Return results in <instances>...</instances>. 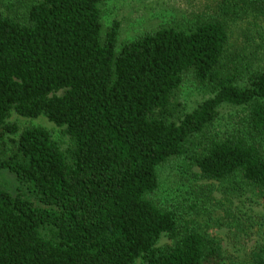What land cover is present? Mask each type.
<instances>
[{
  "label": "trees",
  "instance_id": "1",
  "mask_svg": "<svg viewBox=\"0 0 264 264\" xmlns=\"http://www.w3.org/2000/svg\"><path fill=\"white\" fill-rule=\"evenodd\" d=\"M103 2L0 0V264H264V233L225 256L195 216L200 190L157 196L160 168L185 161L226 201L243 184L264 198V0L122 44ZM188 82L208 98L186 106ZM13 112L66 127L71 146Z\"/></svg>",
  "mask_w": 264,
  "mask_h": 264
},
{
  "label": "rangeland",
  "instance_id": "2",
  "mask_svg": "<svg viewBox=\"0 0 264 264\" xmlns=\"http://www.w3.org/2000/svg\"><path fill=\"white\" fill-rule=\"evenodd\" d=\"M223 0H104L103 21L105 27L119 23V43L133 40L147 30L170 24H190L200 18H213L216 15L228 19L222 13ZM231 28L246 24V19L230 18ZM208 94L197 85L188 82L181 90L184 104L192 107L208 98ZM236 111L223 110L220 120L216 124V133L224 134L234 124ZM9 122L16 123L21 128L28 125H42L49 129L58 140L62 149L72 144L66 127H60L46 116L36 119L25 118L12 113ZM160 187L158 198L165 205L193 195V190H200L197 202L202 203L199 216L204 219L202 225L208 234L217 237L225 250V256L233 255L243 258L245 251L251 248L260 235L264 233V198L250 186L243 184L240 193H236L233 203L225 200L224 185L203 179H197L196 167L183 161L175 166L160 168ZM201 188L204 192H201ZM230 208L229 213L226 208ZM247 213V214H246ZM247 215L251 220H246ZM210 217V219H209ZM246 223L240 225L241 219ZM240 220V221H239ZM243 228V230H242ZM167 241L163 237L160 244ZM229 262V261H228Z\"/></svg>",
  "mask_w": 264,
  "mask_h": 264
}]
</instances>
